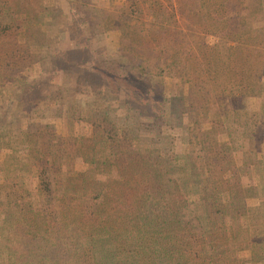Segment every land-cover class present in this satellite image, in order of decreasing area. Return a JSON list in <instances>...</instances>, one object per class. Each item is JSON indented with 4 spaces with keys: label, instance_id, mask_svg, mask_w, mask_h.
Here are the masks:
<instances>
[{
    "label": "trees",
    "instance_id": "16d2710c",
    "mask_svg": "<svg viewBox=\"0 0 264 264\" xmlns=\"http://www.w3.org/2000/svg\"><path fill=\"white\" fill-rule=\"evenodd\" d=\"M166 1L0 0V264H264V0Z\"/></svg>",
    "mask_w": 264,
    "mask_h": 264
},
{
    "label": "rangeland",
    "instance_id": "374dc122",
    "mask_svg": "<svg viewBox=\"0 0 264 264\" xmlns=\"http://www.w3.org/2000/svg\"><path fill=\"white\" fill-rule=\"evenodd\" d=\"M161 3H163L164 5L169 6L168 5V2L166 0H160ZM55 5L53 6L54 8H57V11H54V13H52V15H54L55 17H59L60 15H62V13H66V6L63 7L64 5H61L58 0H42V4L43 6H46L48 4V6L54 4ZM81 3L84 5V17L85 19H93L94 21L97 20V18L99 17V11L100 13L104 12V13H107L106 11H111L113 8L115 7H119L121 5H123L124 3V0H81ZM64 9V10H61ZM100 9V10H99ZM71 12H68V15H70ZM83 13L80 12V16L82 15ZM177 19L179 20V24L180 26L187 32H190V36L189 38L187 39V41H185V45H191L196 39H197V34L194 33L191 29H190V26L187 25V23L183 20L184 18L180 17L179 15H177ZM27 27L29 28L30 25H27ZM32 31H35V29H32ZM29 32V31H28ZM58 32V30H57ZM59 35V36H58ZM91 35L93 34H90V32L87 31V33H84L81 35V37H84L86 39H89V37H91ZM55 36H57L58 38V41H62V38L64 39L62 42H60L59 44H61L59 47L61 48H64L68 45L69 43V39H68V36H61L60 33L59 34H55ZM31 37H33V43L34 45H40L42 42H43V38L41 35H39L38 33H33V35H31ZM121 31L119 28L117 27H114V28H109L105 31V33L103 34L102 38H101V41L99 40V42L103 45V48L104 50L107 51V53H109L110 55H117L119 54V52L121 53ZM47 40V39H46ZM205 41L208 43V44H212L216 41V39L213 37V36H206V39ZM73 45L75 46L74 42H73ZM43 46V45H42ZM70 46V45H69ZM73 46V47H74ZM75 67H73L71 69V73H74L75 71ZM31 74H34V72H31ZM33 76H30V78H32ZM57 80V79H56ZM166 86H167V89H169L170 87V79H166ZM8 84V83H7ZM7 84H3V85H0V90L2 89L3 91V94L0 95V109L1 111H7L10 107V104H12L11 102L9 103V97H11V93H12V90L14 88L13 84H11V88L10 89H7ZM18 83L16 84V87H17ZM4 95V96H3ZM252 104H253V109L256 108V105H255V100L252 99ZM234 106L235 108H237V104L234 102ZM52 115V114H51ZM56 112L53 113L52 117L55 119L56 118H61L62 115L58 114L57 116ZM237 118V117H236ZM60 123V122H59ZM60 125H64L63 123L60 124ZM62 129H67L65 126H61ZM81 128V126L79 124L75 125L74 128H73V131L74 132H77L79 131ZM148 134H150V132H148ZM189 150V147L187 144H183L182 145V151L184 153H187ZM248 203L249 204H254L257 202V198H248L247 199Z\"/></svg>",
    "mask_w": 264,
    "mask_h": 264
}]
</instances>
